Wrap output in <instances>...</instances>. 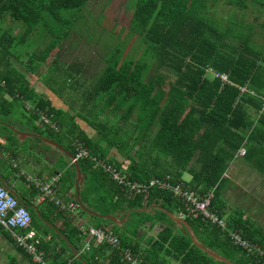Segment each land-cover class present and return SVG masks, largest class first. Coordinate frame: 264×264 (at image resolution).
<instances>
[{"label":"trees","instance_id":"1","mask_svg":"<svg viewBox=\"0 0 264 264\" xmlns=\"http://www.w3.org/2000/svg\"><path fill=\"white\" fill-rule=\"evenodd\" d=\"M88 2L0 0V117L10 122L15 100L32 103L26 109L34 123L33 135L43 137L41 129L46 126L49 135L61 137V132L50 125L66 126L73 137L69 147L75 149L73 142L82 141L92 156L110 163L128 181L149 182L152 177L169 175L172 182L182 183L185 191H194L202 199L213 193L209 211L220 220L225 218L224 229L203 214L194 216L184 200L171 192L152 188L145 194H128L92 158L79 160L85 177L83 190L77 195L82 211L85 207L99 215L89 213L107 222L119 239V247L130 249L143 264H226L195 245L190 231L185 226L180 228L166 212L182 217L203 247L216 255L233 264H264V256L233 245L229 236L230 232L238 233L264 249V234L244 221L239 212L226 218L227 206L221 198L228 180L225 174L234 160L243 159L249 170L264 177V0H136L129 33L140 38L142 57L124 56L125 47L117 45L109 50L105 67L92 82L81 73L79 64L57 65L56 55L52 56L48 73L66 74L72 80L63 82L64 89L51 91L73 105L74 96H81L91 111L99 112L91 122L81 115L88 111L87 106H81L80 114L71 106L76 115L68 114V122L61 115L64 110L53 106L46 96L50 88L44 84L43 91H37L26 75L43 79L40 65L49 61L68 32L83 25L82 12ZM219 3L227 8L225 16L219 13ZM213 15L223 21H214ZM8 22L18 26L20 32L13 35ZM32 34L49 36L51 41L25 58V73L18 72L12 59L22 61V54L15 48L26 44ZM162 68L175 74V79L170 80ZM217 73L226 75L227 80H221ZM89 82L91 88L83 87ZM77 117L97 130L96 140L80 130ZM24 131L19 128V132ZM0 138L9 144L19 143L17 134L4 124L0 125ZM31 141L42 144L37 138H29ZM43 148L51 151L46 145ZM241 149L244 155L238 158ZM70 168L76 181V165ZM184 172L191 176L188 181L182 179ZM88 177L99 191L108 183L112 198L107 200L110 208L104 213L85 199ZM28 211L32 229L37 216L51 224L44 223L43 232L45 237L53 236L50 243L36 233L39 250L49 253V245L57 236L73 252V264H99L97 254L103 250L109 252L108 264H122L119 251L105 243L97 246L91 259L85 258L77 247L83 231L70 223L65 225L64 231L77 232L74 242L38 211L37 216L33 210ZM109 215L125 221L120 226L104 219ZM143 224L145 227H140ZM157 225L160 231L148 235ZM0 232L31 262V256L15 244L4 227L0 226Z\"/></svg>","mask_w":264,"mask_h":264},{"label":"rangeland","instance_id":"2","mask_svg":"<svg viewBox=\"0 0 264 264\" xmlns=\"http://www.w3.org/2000/svg\"><path fill=\"white\" fill-rule=\"evenodd\" d=\"M135 3L136 0H89L88 4L84 8L83 14V25L74 27L70 32H68L67 37L60 43V45L54 50L53 54L49 58V61L40 65L39 72L41 74H45L43 79L42 78H36L39 75H26L28 77L30 83L34 86H36V90L43 91V85L46 84L52 90L55 92L56 88L64 89L61 87H65L63 82L67 83L68 80H72V78H69L68 75L66 74H55L53 73H48L49 72V62H51L52 56L54 57L56 55V60L58 61L57 65H65L67 67H74L76 65L81 66V73L85 75V77L90 78V80H95L96 76H98L103 68L105 67V58L108 55L109 50L114 49L117 45V47H121L124 49L125 47V54L124 56H130L131 58H140L143 56L144 53V47H140V38L136 36H130V23L131 19L134 14L135 10ZM221 3V2H220ZM219 3V4H220ZM219 13L222 14L223 16L226 15L227 13V8L225 6H222L220 4L219 6ZM218 13V15H219ZM218 15H213L214 21H219L222 22V18ZM224 23V22H223ZM222 23V24H223ZM7 24L11 25L13 27V35H16L20 32L18 26H15L14 24L8 22ZM43 39L42 41L36 42L35 39ZM51 41V37H46V35H40V34H32L29 39H27L26 44L23 46L21 45L20 47L17 46L15 50L19 49V52L22 54V61H18L16 59H12L13 66L16 67L18 72H23L25 73V70L23 68V63L26 61L25 58L27 59L28 56L32 55L33 52H35L37 49H43L46 45H48ZM143 49V50H142ZM25 56V57H24ZM61 65L59 68H61ZM57 67V66H56ZM55 67V68H56ZM20 70V71H19ZM163 72L166 73L168 78L170 80L175 79V74H173L171 71L167 70V68H162L161 69ZM152 71H156V63L152 67ZM48 73V74H46ZM28 74V73H27ZM24 75V74H23ZM41 77V75H40ZM45 79V82H44ZM92 80V82H93ZM44 82V83H43ZM70 86V85H68ZM83 87H90V82L85 83ZM38 88V89H37ZM56 93V92H55ZM65 95V93H64ZM66 97V96H65ZM67 98V97H66ZM73 98V97H72ZM71 98V99H72ZM74 104H70L67 99L64 100L65 103H67L69 106L68 108L70 110L71 106L76 107L77 113H81V106H87L88 111H84L85 114H81L85 118H89L91 122L96 120L97 115L99 114L91 111V108L85 103H83V98L81 96H74L73 98ZM32 103H27V108L31 107ZM13 105V110L12 114L9 117V120H18L23 126L26 127H31L33 128V121L30 118L29 113L27 112L26 105L22 100H15L12 103ZM70 110H64V112L61 113L62 116H65L63 119L70 121L68 119V114H72ZM104 117V115H102ZM0 125L4 124L8 126L10 124L7 120V117H0ZM105 124L104 120L102 122ZM126 126H129L126 125ZM52 129H54L57 132H61V137L59 136H53L49 135L48 127L42 126L43 129H41V132L43 134V137L52 141L57 142L58 144L62 145L63 148L65 149H70L74 158L71 161V165L75 164V162H79L78 160L75 159V149L73 145L72 147H69L71 140L73 139L72 133L69 132L68 128L66 126H58L57 128L59 130H56L53 127V123L50 125ZM129 127L125 128L126 130ZM33 130V129H32ZM91 129L90 131L93 132ZM26 131V130H25ZM128 131V130H127ZM92 137H97V132L94 130V136ZM27 139V138H26ZM97 138H95L96 140ZM25 140V137H24ZM99 140V139H98ZM61 141V142H60ZM75 142V141H74ZM73 142V144H74ZM39 145V146H38ZM31 148L34 150L32 153L27 151V147ZM45 145L40 143H34V142H28V140L24 143L23 146H21V149L23 151L26 157V160L24 161L25 163L31 160V163L37 161L39 163L38 166L34 165L42 171V173H45L46 171H50L52 169L53 171L59 170V173L61 176V186L63 187H69L73 196L76 194V188H75V173L70 168V166L67 163V160L64 157H61V159L51 168L48 167L44 163L45 159L40 153L39 150L43 149ZM31 149V150H32ZM29 150V149H28ZM22 151L19 150L20 153ZM54 152V150H52ZM112 151V150H111ZM36 152L39 155H34L33 153ZM56 153V152H54ZM44 155V154H43ZM238 154V158H239ZM46 156V155H45ZM44 156V157H45ZM0 171L2 169V172L5 174H17L18 171L17 169L13 168L14 163H10L9 160H7V155L6 153L4 156H0ZM166 165V162H164ZM23 164V162H22ZM41 164V166H40ZM162 168V167H161ZM56 169V170H55ZM24 171L28 174L29 172L24 169ZM226 173H229L234 176H229L227 182L224 184V188L221 194V198L224 202H226L223 197L227 195V191L229 188L235 183V180H237V185L233 186L234 191L237 192V194L241 195L244 192L246 193V188L247 192H251L249 196H253L254 194L256 197H258L262 203L263 202V197L264 193L260 194L262 191L261 188L259 187L262 186L264 187V177L257 175L256 172L253 170H249L245 165H244V160L243 159H237L234 160L230 165ZM91 178V177H90ZM89 177L86 181V190H85V199L87 200L88 203L94 205V207L97 208L98 211L104 213L109 209V205L107 203V200H110L111 194L108 193V183L106 186L101 188L99 191L98 188H95V183L93 180H91ZM191 176L187 173L182 174V179L184 180H189ZM246 185V188L245 186ZM258 186L254 188V191L251 190L250 186ZM243 186V187H242ZM242 191H244L242 193ZM264 192V190L262 191ZM227 193V194H226ZM112 198V197H111ZM225 198V197H224ZM37 211L41 214L43 219L45 218L49 222L53 223V220L51 219L50 216H54L55 210L51 205H45L43 208L38 207V210L34 211V214L37 216ZM240 215L242 214L241 210ZM30 212H32L30 210ZM210 213L215 214L212 210H210ZM76 215V222L77 225L74 227L77 230L83 231V235L81 236L82 239L79 243H77V247H81L82 245H85V243L88 242V239L90 237L88 236L87 229L91 226H97V225H106L108 224L107 222L100 221L97 218H94L91 216L88 212H83L82 209L77 210L75 213ZM242 216V215H241ZM38 217V216H37ZM34 218L33 225L35 228L33 229L35 233H40L43 235L44 229L46 228L45 224L51 225L50 223L41 221L39 218ZM264 217V216H263ZM146 224H143L140 227H145ZM72 227V226H71ZM121 232L120 230H118ZM160 231V227H156L154 230L149 231L148 235H156ZM40 235V236H41ZM70 236L71 240L75 242V240L78 237L77 232L68 235ZM145 239V237L143 238ZM48 240L43 239V242H46ZM60 245L65 246L64 241L58 242ZM93 245H95L93 243ZM83 250V248H82ZM93 254V253H92ZM43 259L46 261V263H49L48 260H46L45 255L42 254ZM85 258L87 256L85 255ZM0 264H33V262H29L27 259H25L23 256H21L19 253L16 252V250L13 248V245L11 242H9L3 234L0 232ZM50 264V263H49Z\"/></svg>","mask_w":264,"mask_h":264},{"label":"crops","instance_id":"3","mask_svg":"<svg viewBox=\"0 0 264 264\" xmlns=\"http://www.w3.org/2000/svg\"><path fill=\"white\" fill-rule=\"evenodd\" d=\"M37 91H39V90H37ZM39 92H42V90ZM45 92H46V96H48L49 99L51 100L52 105L55 106L57 109H62V110H67V111L70 110L68 108L69 105L67 103L63 102L62 100H60L58 98V96L55 95V93H53L51 90L46 89ZM70 111L72 113L70 115H76L74 111H72V110H70ZM75 121L77 123V126L80 128V130L85 131L91 138H94L92 136H94V130L97 132L96 129L91 127L86 121H84V119H82L80 117H77L75 119ZM9 123L10 124H8V126L13 127L14 129H18V130H19V128L25 129L26 131L23 132V135H21V137H22V139H24V137H25L26 141L29 139V137L26 134H31V132H32L31 127L28 128L26 126H23L18 120H14V119L10 120ZM91 129H94V130H92L93 132L90 131ZM25 140L23 143H21L19 141V143L16 142V143L9 144V142L4 140V138H0V156H4V154L6 153L7 160H9L10 163H14L13 168L17 169V171H18L17 174H5L2 172V169H1V171H0V185L7 187V190H9L11 192V194H13V196L20 203H23L26 205L27 210L36 211V210H38V207L43 208V206L45 204V205H51L54 208V210L57 211V206L54 202L55 200L51 199L49 196H46L41 191V188H39V186L35 185L34 182L35 181L36 182H39V181L48 182L53 176H55V175H57V173H59V170L55 169L56 171H53L52 169H50V171H46L45 173H42V171L36 167L39 165V163H37V161L33 162L36 166L33 163H31V160L25 163L24 161L26 160V157H25L26 154H24L22 149H21V146H23L24 143L26 142ZM46 140H49V139H46ZM49 141L58 144L55 141H52V140H49ZM43 144H46V143L44 142ZM58 145L63 148L62 145H60V144H58ZM46 146L50 147L51 151H48L45 148H43V149L39 150L40 151L39 154H41L43 156V158L45 159L44 163L46 165H48L49 168L53 167L61 159V157H64L67 160L68 165L71 166V161L69 160V157H67L66 154L63 153V150H59L50 144H46ZM31 149H32L31 146H29V148L27 147V151H29L30 153H32L34 151L33 149L32 150ZM19 150L22 151V153H20ZM52 150H54V152H56V153H54ZM64 150L70 151L69 149H66V148ZM33 154L39 155L36 152H34ZM111 155H113V153ZM22 162H23V164H22ZM40 166H41V164H40ZM24 169L27 170L29 173L27 174L24 171ZM225 176L229 178V176H234V175L226 173ZM60 181H62V180H60ZM59 183H61V182H59ZM59 183L55 187L56 198L60 199L65 204H71L73 202H79L80 198H79V196H77L78 195L77 191H76V194L73 196L69 187H67V186L63 187V186H61V184L59 185ZM234 184L235 185L238 184L237 180H235ZM234 184L227 191L228 194L226 193L227 195L224 196L225 198L223 197V199L226 201V206H227L226 218H227V216L231 217V214L235 215L234 213H237V212L240 213L239 210H241V212H242L241 215L243 217V220L246 221L247 223H251L252 225H254L255 227H257L259 229V232L262 231V233L260 232L261 234H264V217H263L264 216V203H262V201L258 197H256L255 194L253 196H249L252 193L247 192L246 185H244L246 188V193L244 191H242V193L244 192L243 194H241V195L237 194V192H235L234 188H233V186H235ZM237 186H239V185H237ZM255 187H258V186H254V185L250 186L252 191H254ZM259 187L261 188L262 191L264 190V187H262L260 185H259ZM75 188H76V184H75ZM262 191H260L261 192L260 194L264 193ZM263 199H264V197H263ZM263 202H264V200H263ZM60 210L55 212L54 216H50L57 229L62 231L67 223H70L72 226L77 225L76 215L74 214V212L63 211V210L60 211ZM62 211H63V213H62ZM178 218H182V217H178ZM104 219L107 220L106 218H104ZM102 226H103L102 229H108L109 231H112V229L109 227L108 224L102 225ZM157 226H155L154 229ZM91 227L96 228L95 226H91ZM30 228H31V226H30ZM224 228H225V225H224L223 229ZM64 232H67V235H70V234H73L74 231L68 230V231H64ZM230 233H233V232H230ZM38 234L41 235L40 233H38ZM151 236H155V235H151ZM40 237L43 239L46 238V240H48L45 243H50L49 241L53 238V236H51V235H49L48 237L41 235ZM55 238L56 239L54 240V242L49 245V248H48L49 253H45L48 251L41 250L43 252V255H45L46 260H48V262L50 264H64V263L73 264L74 263V258L72 256L73 252L70 251L69 249H66L63 245H60L58 243L59 240L61 241V239H59V237L56 236ZM92 242L95 245H93V247L91 249L90 247L93 244ZM87 243L90 244V247H89L90 250L84 249V247ZM87 243H85V245H82L81 247H79V249H80L79 252L85 253V255L87 256V259H91L92 258L91 255H92V253L95 254L97 246H100L102 244L97 245L91 237H90V239H88ZM82 248H83V250H82ZM101 253H100V255L97 254V257H98L97 259L99 261V264H108L109 260L107 259V257L109 255L108 254L109 252H106L103 250ZM30 260H31V262H33V264L37 263V262L32 260V257Z\"/></svg>","mask_w":264,"mask_h":264},{"label":"built area","instance_id":"4","mask_svg":"<svg viewBox=\"0 0 264 264\" xmlns=\"http://www.w3.org/2000/svg\"><path fill=\"white\" fill-rule=\"evenodd\" d=\"M221 80L226 81L227 77L224 74H216ZM45 123H49V120L45 117L41 118ZM53 127L58 130L57 125ZM75 146V159L80 160L84 158H92L94 164L103 169L110 178L122 187V190L128 194H145L152 190V188H159L160 191L171 192L177 197L184 200L188 210L194 213V216H203L209 218L213 223L219 224L220 227H224L223 220H220L217 215L210 213L209 208L213 199V193H208L203 199L198 197L194 191H185L182 183H174L171 181V176L166 175L163 177H152L149 182L128 181L127 178L120 171L116 170L110 163L99 159L96 156H92L89 149L80 140L74 142ZM239 157L244 155L243 149L239 152ZM61 176L57 174L53 176L48 182H34L35 185L41 188V191L55 200V204L63 211L76 212L81 209V204L73 202L71 204H65L55 196V187L60 182ZM31 215L27 208L20 203L6 187L0 186V226L4 227L14 240L15 244L21 247L26 253H28L32 260L39 264H48L42 257L43 252L38 249L37 244L39 238L31 226ZM88 235L94 240L97 245L107 244L112 249L119 251V258L122 264H143L142 260L135 256L130 249L120 248L119 239L113 235L108 229L93 228L87 229ZM230 240L233 245L242 246L248 249L250 252H256L264 256V249L256 244H253L250 240L242 238L238 233H230ZM90 244H86L84 249L88 250Z\"/></svg>","mask_w":264,"mask_h":264},{"label":"water","instance_id":"5","mask_svg":"<svg viewBox=\"0 0 264 264\" xmlns=\"http://www.w3.org/2000/svg\"><path fill=\"white\" fill-rule=\"evenodd\" d=\"M9 127V126H8ZM14 133L17 134V137L19 139V141L21 143L24 142V139H22L21 135H23V132H19L18 129H14L13 127H9ZM26 134V133H25ZM29 138H37L39 139L42 144L45 142L46 144H50L52 146H54L55 148L59 149V150H63V153L66 154L67 157H69L70 160H72L74 158V155L72 152L70 151H66L64 150L61 146H59L58 144L56 143H53L49 140H46L44 137L42 136H39V135H31V134H26ZM26 141V140H25ZM44 144V145H46ZM75 165H76V171H77V180H76V191H77V194L79 195L80 194V191L83 190V186L85 184V177L83 176V173L81 172L80 170V166H79V162H75ZM13 195V194H12ZM23 204V203H22ZM24 206H26L25 204H23ZM152 210L151 208L148 209V211ZM83 211H87L88 213H91L97 217H100L99 215H96L94 213H92L91 211H88L85 207H84V210ZM164 211V210H163ZM166 212V211H164ZM166 214H168V216H170V218L180 227L182 228V226H185L190 232V235L192 236L193 238V243L195 245H197L198 247H200L202 250H204L206 253H208V255L210 257H212L213 259H215L216 261H220V262H225L226 264H233L232 262H230L228 259H224L218 255H216L213 251L209 250V249H206L203 247V245L198 241V239L194 236V233L190 230V227L188 226V224L186 223V221L183 219V218H176L175 216L169 214L166 212ZM107 220H111L113 223L115 224H118V225H122L121 223L125 220V218H123L122 220L119 219V217H114L113 215H109V216H106L105 217Z\"/></svg>","mask_w":264,"mask_h":264},{"label":"flooded vegetation","instance_id":"6","mask_svg":"<svg viewBox=\"0 0 264 264\" xmlns=\"http://www.w3.org/2000/svg\"><path fill=\"white\" fill-rule=\"evenodd\" d=\"M19 131V130H18ZM33 138V137H32ZM32 142V141H31Z\"/></svg>","mask_w":264,"mask_h":264}]
</instances>
